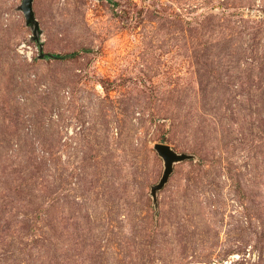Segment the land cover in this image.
<instances>
[{"label": "rangeland", "instance_id": "rangeland-1", "mask_svg": "<svg viewBox=\"0 0 264 264\" xmlns=\"http://www.w3.org/2000/svg\"><path fill=\"white\" fill-rule=\"evenodd\" d=\"M22 1L0 264H264V0H32L36 30ZM158 144L188 158L153 191Z\"/></svg>", "mask_w": 264, "mask_h": 264}, {"label": "water", "instance_id": "water-1", "mask_svg": "<svg viewBox=\"0 0 264 264\" xmlns=\"http://www.w3.org/2000/svg\"><path fill=\"white\" fill-rule=\"evenodd\" d=\"M32 0H23L20 6L26 22L28 25L32 24L34 30L37 28V23L34 20L33 13L31 10ZM157 154L163 159L164 162V171L161 180L158 185L154 187L153 191L160 189L168 180L169 175L172 172L173 163L184 161L188 158L186 155H177L175 154L167 145L158 144L154 146Z\"/></svg>", "mask_w": 264, "mask_h": 264}, {"label": "built area", "instance_id": "built-area-1", "mask_svg": "<svg viewBox=\"0 0 264 264\" xmlns=\"http://www.w3.org/2000/svg\"><path fill=\"white\" fill-rule=\"evenodd\" d=\"M24 48V47H23Z\"/></svg>", "mask_w": 264, "mask_h": 264}]
</instances>
